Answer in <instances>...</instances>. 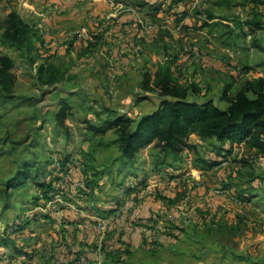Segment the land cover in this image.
Here are the masks:
<instances>
[{"label": "rangeland", "instance_id": "1", "mask_svg": "<svg viewBox=\"0 0 264 264\" xmlns=\"http://www.w3.org/2000/svg\"><path fill=\"white\" fill-rule=\"evenodd\" d=\"M55 2L0 0V27L8 13L15 11L38 33L35 38L36 51L27 57L4 44L0 38V55L13 59L12 73L16 78L13 98L5 101L0 97V264H10L16 260L15 254L31 259L32 252L36 253L38 242L43 241L47 247L52 246L54 249L53 242L48 244L47 241L52 239L54 233L59 235L64 231L59 232L54 228L56 219L53 217L67 207L64 205L66 203L100 200L116 205L110 208L111 211L117 210L112 214L119 216L126 213L128 216L134 208L128 207L127 203L136 202L138 196H142L141 191L138 193L131 188L136 179L140 182L145 177L139 185L143 189L150 182L153 171L157 176L155 183H163L164 177L169 182L179 177L169 174L173 172H166L170 167L157 166L158 150L153 145L139 156L135 167L123 169L119 173V165L114 164L118 156L114 131L104 135L91 131V127L101 125L112 113L119 112L134 119L155 107L158 96L141 88L146 72L154 73L159 63L171 62L173 72L181 83L196 84L202 90L203 98L208 96L215 99L222 108L227 106L219 100L226 85L234 84V91L241 88L245 80L264 76V28L250 35L247 29L236 26L237 21L251 19L252 10L261 15L264 22V0H240L235 6L223 9L217 8L212 1L192 0L182 6V12L176 8L170 9V3L166 4L168 8L156 12L155 17L148 18L141 12L138 31L144 37L137 43V37H133L134 32H131L134 22H131L128 30L122 31L125 42L111 45L118 48L117 56L120 59L131 57L126 68L131 67L134 71L129 76H125L121 63L116 60L109 62L101 55L106 43V36L102 35L104 30L100 27L104 20L94 21L92 24L97 29L91 30V33L87 30L86 33L84 28L87 22L82 19L85 2L76 1L75 5L68 8L62 3L58 6ZM37 8L43 13L48 12L46 18L54 19V13L62 18L60 23L64 25L60 29L65 33L57 35L59 47L67 45L65 49L68 53L74 49L73 53L78 58L56 55L52 59L46 56L51 50L50 44L46 47L41 43L42 36L39 34V29H42L39 26L44 24L42 19L46 18L36 14ZM78 13L80 19H74ZM67 19L72 22L70 28H65ZM54 22L50 24L54 25ZM112 36L118 39L113 33ZM43 53L46 55L43 56ZM107 56L108 59L113 56L112 49L108 50ZM48 63L57 65L64 73L61 81L52 86L42 84L38 78L40 66ZM63 103L72 108V115L66 122L70 128L69 139L55 124V114ZM190 143L194 148L186 151L182 161L173 167L174 170L186 169L184 176L190 182L182 179L175 181L171 193L166 194L160 190L162 186H157L150 195L161 199L174 210L175 216L163 221L167 229L156 235L161 240L166 237V242L157 245L155 252L154 245L159 243V239L147 238L140 248V256L135 254L134 257L139 258L141 263L146 258L144 264L154 262V259L161 261V264H264L262 161H253L254 174L261 177L255 182L258 184L255 187L257 198L246 204L237 198L240 209L235 222L231 221L235 218L224 217L230 211L229 208L217 207L214 216L212 205L201 206L204 196H200L197 191L201 183L212 187V195H220L225 188L217 179L223 166L202 170L203 167L205 169L204 161L208 156H216L212 142L197 144L191 138ZM238 154L243 156L246 152L240 149L233 157L230 156L231 161L224 164L226 169L238 166L235 162V159H240ZM143 156L147 159L143 160ZM69 158L71 161L67 174L61 172V168ZM27 165L34 175L40 171L42 182L55 185L56 189L50 193L48 203L32 179L26 187L9 189L6 194L5 187L10 177ZM250 169L242 171L241 177L244 178L236 182L234 178L230 179L226 170V179L232 188L238 189L237 193L245 189L246 185L251 187L246 178ZM91 180L96 182V187L86 188V182ZM177 214L179 216L176 218ZM219 215H222L220 219ZM40 218H45L46 223L40 222ZM145 225H149V222ZM101 229H105V225ZM131 246L130 241L124 251L111 249L103 255V259L109 264H128L133 259L130 256L133 253ZM84 259L80 262L84 263Z\"/></svg>", "mask_w": 264, "mask_h": 264}, {"label": "trees", "instance_id": "2", "mask_svg": "<svg viewBox=\"0 0 264 264\" xmlns=\"http://www.w3.org/2000/svg\"><path fill=\"white\" fill-rule=\"evenodd\" d=\"M191 1L142 0L139 5L158 12L167 2L170 3L169 8L173 9L181 4L186 6ZM202 1H212L217 8L223 9L235 6L240 0ZM236 26L255 35L264 28V22L261 15L252 10V18L237 21ZM1 30V41L20 51L25 57L36 51L35 38L38 33L17 12L8 13ZM13 66L11 57L0 55V97L5 101L13 98L16 85ZM63 75L61 68L53 63L43 64L38 70V78L44 85L59 83ZM233 87L234 84H228L221 91L219 100L228 105L227 108H222L215 99L208 96L203 98L202 90L196 84L181 83L173 72L171 62L159 63L154 73L146 72L143 75L141 83L144 91L158 96L155 108L134 119L126 114L112 113L101 125L91 127V131L101 135L114 131V143L118 146L114 164L119 165V173L123 169L135 167L140 152L152 145L158 150L157 166L176 167L182 161L183 154L194 148L190 143L192 136H197L204 142L211 141L218 156L231 153L234 145H245L249 150L255 151L256 157L264 158V76L245 80L238 90L233 91ZM71 115L72 108L67 103L61 104L55 114V124L67 139L70 138V128L66 122ZM225 143H229V149L224 148ZM70 161L69 158L63 162L61 172L68 174ZM204 164L209 170L219 165L217 161H204ZM143 178L140 182L136 179L134 184L137 188L145 180ZM30 179L37 184L48 203L50 193L56 189L55 185L52 182H42L40 171L34 175L29 165L10 177L5 187L6 194L9 189L20 190L26 187ZM95 187L96 182H86V188ZM243 198L239 197L245 201Z\"/></svg>", "mask_w": 264, "mask_h": 264}, {"label": "crops", "instance_id": "3", "mask_svg": "<svg viewBox=\"0 0 264 264\" xmlns=\"http://www.w3.org/2000/svg\"><path fill=\"white\" fill-rule=\"evenodd\" d=\"M52 1L53 2L56 1L55 4H57L58 6H60L61 3L66 5L64 6L65 8L75 5L76 1L77 2L84 1L86 5L83 7L84 17L82 19L84 21L86 20L87 22L84 28L86 30V33L87 30L89 33H91L92 32L91 30L97 29L96 27L93 26L94 24H92L94 21H98L99 19L104 20L102 22V26L100 25L102 30H104V34L102 33V35L106 36L105 39L106 43L104 44V48L101 51V55L103 56V58H106V60H109V62L112 63L115 62V60L118 63H121V65L124 66L125 76H129V73L130 72L132 73L134 71L133 69H131V67H129V69L126 68V64H128L131 57L130 58L121 57L122 59H120L117 56L118 48L115 49L111 45L114 44L115 42L118 43L125 42L122 31L128 30L129 28L128 26L129 24L131 25V22H134V25L132 26L133 29H131V32H134L132 35L133 37L134 36L137 37L136 40L138 43L139 40L142 37H144V35L142 36L140 34V31H138L139 30L138 22L140 21L138 20L139 14L142 12L145 15H148L149 18V17H153L156 14L155 11L153 12L152 10H150L148 6L134 5L135 3L138 4L141 3L140 1L142 0H138V1L137 0H72V1L52 0ZM146 1H150V0H146ZM166 4L161 7V10L166 9L167 7ZM182 6L183 5L181 4L178 8L177 7L175 8L177 10H182L183 9ZM175 8H173L172 10H174ZM36 10H37L36 12L37 15L46 18L48 12L43 13V11H41L40 8H37ZM70 13L72 14L71 10ZM159 15H161V12ZM53 16L54 19L55 17H58L56 18L55 22L54 19L46 18V19H42L44 24L39 26L40 28H42L39 29V34L42 36L41 43H44L46 47L48 46V44H50L49 47L51 48L48 54L46 55V53H43V56L44 54L46 56L49 55L52 59H54L56 55L57 57L60 55L61 56L68 55V57H72V59L76 58L77 54L73 53L74 49H70L68 53L67 49H65L67 48V45L64 47H59L60 39L57 37V35L61 36V33L62 35L65 33V31L62 32V29H60L63 28L64 23L63 24L60 23V21L62 20L60 16H55V13ZM80 17L81 16L78 13L74 16V19L77 18L79 20ZM52 21L54 22V25L50 24V22ZM71 26H72V22L68 20V23L65 24V28H70ZM112 33L116 37H118V39H113ZM109 49H112L113 51V56H110L109 57L110 59L107 58L108 57L107 53ZM45 51L46 50H44V52ZM227 107L228 105L225 108ZM141 115L142 114H139L137 117ZM191 138L195 140L197 144H203V145L206 144L204 141L200 140L197 136H192ZM147 148L143 149L140 152L139 156H141L143 152H146ZM224 148L229 149L230 148L229 143H225ZM240 149L242 150V152H246V154L243 156L242 154L241 155L238 154L240 159L238 160L235 159L236 165L238 166L237 167L233 166L232 169L228 167L227 170L225 168L226 165L224 164H226L227 162L229 163L228 160L231 161L229 157L230 156L233 157L235 154H237V151H240ZM145 156H143V160L147 159ZM212 157L213 158H210L208 156V158L205 161L206 162L217 161L219 165L213 169H217L223 166V169H221L217 174L218 176L217 179L218 181H220V183H222V185L223 184L225 185V188H223V191L220 193V195H212L211 193L212 187L204 183H201L202 186L197 189L199 195L204 196V202L203 204L201 203V206L212 205L214 216H216L218 210L217 207L219 209L220 207L229 208L230 211H228V213L224 217L227 219L235 218V220H231V221L237 222V218H238L237 216H239V209H240V203L238 202L237 198L243 196L244 197L243 199H246L244 204L248 203L249 201L251 202L252 200L257 198V196L255 195L256 193L255 187L257 188L258 184L255 182L259 181L261 177L254 174L255 171H254L253 161L260 160L262 161L261 163L262 166H264V158L256 157L255 151L249 150L245 145H234L231 153L227 152L226 155L223 156H218L216 154V156H212ZM245 162H247V164ZM248 167L251 169L250 172H248L249 176L248 177L246 176V178L248 179V183L250 182L251 187H249L250 185L249 186L246 185L244 187L245 189H242V191H239V193H237L238 189L232 188L230 186L231 184L226 179L227 176L226 170L228 172L227 174H230V179L232 180V178H234L233 180L234 182H236L237 180L244 178L241 177L242 176L241 172L245 171L246 169H249ZM206 169H207L206 167L205 169L204 167L202 168V170H206ZM230 170L231 173H229ZM185 171L186 169H181V168H177L176 170H174L173 168L171 169L170 167V169H166V172H173V173H169L170 175L175 174V176L178 175L179 177L176 176V178L173 179L174 181L172 182H169V179H167V177L166 178L164 177L163 183H155L157 176H156V172L153 171V173H151L150 175L152 177L149 178L150 182H148V185L143 189L137 188L135 186L136 184L133 183L131 186V188H134L133 191L136 190L138 193L139 191H141L140 194L142 196H138L136 202L133 201L132 203H127L128 207L134 208L133 212L129 213L128 216L126 213H123L119 216H116V214H112V212H116L117 210L111 211L110 208L116 207V205L115 204L113 205V203H109V202L107 203L100 200L99 201L97 200V202L96 201L82 202L80 200H74L71 203L64 204L67 207L64 210L59 211V213H56V215H54L53 217L54 219H56V222H54V228H56L57 231L59 232L60 230H63L64 232L59 235L54 233L52 239L47 241L48 244H50V242H53L54 249L51 248L52 246L47 247L46 243L45 242L43 243V241L38 242L36 246V253L32 252L31 259L22 256L20 257L17 254H15L16 260H12L13 262H11L10 264H107L108 262H105L106 260L103 259V255L105 256V254L109 252L111 249H120L121 251H124V249L126 248V244H128L130 241L132 244L130 250L133 252L132 255L130 256H132L131 258L133 259L128 264H135V262L136 264H144V262H146V258H143L144 262L141 263L139 261V258L137 257L135 258L134 255L141 253L140 248L141 246H144V242L147 238L155 237L154 239H159V243L154 245L153 250L155 252L157 251V247H156L157 245L160 246L161 244L163 245V243L165 244L166 237H162L165 239L161 240L160 239L161 237L157 238L156 235L158 233H164V231L167 229L164 222L167 221V219H170L173 216H175L173 209L167 207L161 199L152 197L150 195L153 194L156 188H158L157 186H162L159 188L160 190L164 191L166 194V193H171L172 187L176 185L175 181H180L182 179L183 181H187L189 183L190 179L186 175L184 176ZM200 173H203V171H201ZM189 174L190 173H188V176ZM246 182L247 181H245V183ZM226 185H228V187H226ZM213 187L216 188L217 185H213ZM116 191L117 190H115V192ZM121 192L122 190H120V193ZM120 193L118 191V194ZM119 209L121 210L122 207L120 206ZM98 211L100 212L103 211V213L98 214L97 213ZM178 216L179 214L176 215V218ZM221 216L222 215L218 216L219 219L221 218ZM45 218H40L39 221L46 223ZM102 222L105 225V229L99 228ZM147 222H149V225H145ZM159 223H161V226L159 225ZM146 226H152V227L147 228ZM127 238L128 239L130 238V240H127ZM128 258L129 257H127V259ZM81 259H84L85 262L81 263L80 262ZM134 259L135 261H133ZM127 262H129V260ZM148 264H161V261L157 262V260L154 259V262L152 261Z\"/></svg>", "mask_w": 264, "mask_h": 264}, {"label": "built area", "instance_id": "4", "mask_svg": "<svg viewBox=\"0 0 264 264\" xmlns=\"http://www.w3.org/2000/svg\"><path fill=\"white\" fill-rule=\"evenodd\" d=\"M103 226H104V225H103V224H101V225H100V228H103Z\"/></svg>", "mask_w": 264, "mask_h": 264}]
</instances>
